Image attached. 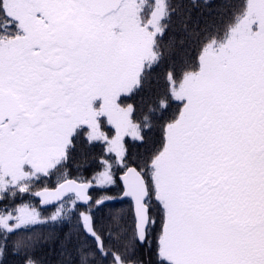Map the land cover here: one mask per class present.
I'll list each match as a JSON object with an SVG mask.
<instances>
[{
    "label": "snow or ice",
    "instance_id": "obj_1",
    "mask_svg": "<svg viewBox=\"0 0 264 264\" xmlns=\"http://www.w3.org/2000/svg\"><path fill=\"white\" fill-rule=\"evenodd\" d=\"M0 264H264V0H0Z\"/></svg>",
    "mask_w": 264,
    "mask_h": 264
}]
</instances>
